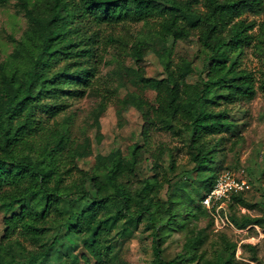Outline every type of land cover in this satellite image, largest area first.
<instances>
[{"label":"trees","instance_id":"1","mask_svg":"<svg viewBox=\"0 0 264 264\" xmlns=\"http://www.w3.org/2000/svg\"><path fill=\"white\" fill-rule=\"evenodd\" d=\"M10 1L0 0V5ZM16 2L30 27L18 49V53L23 52L22 60L11 68L0 65V206L18 209L4 218V237L19 230L27 237L41 236L48 231L53 217L54 224L65 228L69 242L75 243L78 236L97 226L93 242L84 244L86 255L82 258L85 264L90 260L103 264L104 257L111 254L110 236L115 228L126 235L146 222L155 237V261H160L162 234L182 213L172 198H160L164 184L158 179L159 157L154 161L155 176L139 181L137 186L133 178L142 155L139 145L133 146L128 157L119 150L98 155L95 170L79 171V179L67 185L65 176L73 169L71 160L87 153L75 149L72 152L77 155H66L71 167L61 169L59 160L69 144L66 129L52 132L40 147V155L34 157L39 144L33 137L44 129L40 113L54 118L66 109L68 98L84 96L86 90L93 88L101 60L96 29L104 25L127 29L134 24L155 22L156 35L163 43L169 38L177 41L196 36L206 55L207 69L199 82L191 84L187 78L194 73L192 62L186 58L174 62L164 51V76L151 77L144 67L145 57L152 49L147 41L135 42L126 51L127 35L105 36L104 42L119 43L120 50L134 61L132 72L136 80L156 92L155 106L136 95H129L126 102L141 111L145 137L153 128L179 130L188 141L195 170H211L216 145H210L207 139L234 128L229 111L222 104L252 100L256 95L254 75L240 66V56L255 39L254 29L264 28V23L248 20L244 15L261 12L264 0H202V11L183 0ZM233 29L236 34H232ZM101 108L104 110L105 104ZM242 171L245 173L244 169L236 173ZM220 175L211 171L206 177L208 185L202 201ZM87 182L93 191L86 188ZM165 182L169 184L166 179ZM245 193L232 197L230 223L239 230L251 225L264 229V216L238 211V207H256L248 203ZM187 212L194 214L192 208ZM221 236L223 249L216 250L212 259L205 248L209 237L199 231L187 238L181 253L162 264H233L236 244ZM55 243L56 240L29 249L19 241L9 242L15 254L7 264L41 263L49 257ZM248 247L253 252L252 260H257L256 247ZM55 261L81 262L78 255Z\"/></svg>","mask_w":264,"mask_h":264},{"label":"rangeland","instance_id":"2","mask_svg":"<svg viewBox=\"0 0 264 264\" xmlns=\"http://www.w3.org/2000/svg\"><path fill=\"white\" fill-rule=\"evenodd\" d=\"M183 1L191 2L198 10L204 9L202 0ZM244 17L248 20L256 19L258 24L264 23V9L259 13H246ZM29 27V21L16 0L0 5V65L11 68L22 60L23 52L18 53V49ZM157 28L155 22H142L127 29L105 25L96 29L100 35L96 45L101 60L94 86L86 90L84 96L68 98L66 109L60 115L50 118L40 113L44 129L33 137V141L39 144L33 156L40 155V147L45 145L52 132H64L68 129L69 144L63 149L59 160L61 169L71 167L67 164L66 155H77L73 153L75 149L80 153H87L85 157L72 158L73 169L65 176V184L68 185L79 179V171L95 170L98 155L106 156L119 150L128 157L133 146L139 145L142 155L136 166L134 186L139 185V181L143 179L155 176L154 161L156 156L159 157L158 179L164 184L160 198H172L178 212L182 213V216L176 217L175 224L167 226L162 234L160 261H155L153 253L155 237L152 228L143 222L126 235L119 232V227L112 231L111 254L104 257L103 264H162L181 253L187 238L199 231L209 237L205 245L208 258L212 259L216 250L223 249L220 245L223 240L221 235H225L231 243L236 244L233 264H264L263 228L251 225L239 230L230 222L224 226L223 220L230 218L231 202L226 208V215L221 211L217 214L202 204L208 185L206 177L211 171L222 175L226 171L236 174L238 170L244 169L243 174L250 185L244 197L256 207H238V211L252 216H264V28L257 26L254 29L255 39L244 48L240 56V66L254 75L256 95L252 100L222 104L221 107L229 111L234 128L207 139L210 145L216 147L212 169L205 171L195 170L188 141L179 130L173 132L153 128L149 136L143 135V115L128 104L126 99L129 95H136L155 106L156 92L136 80L132 72L135 68L134 61L125 51L120 50L119 43L104 42V37L110 34L115 37L127 35L129 46L126 51H129L133 43L147 41L152 47L144 63L148 76H164L162 54L167 51L174 62L181 58L191 61L194 73L187 80L191 84L199 82L208 62L197 37L177 41L169 38L163 43L156 35ZM236 33L237 30L233 29L232 34ZM102 103L105 104L104 110L101 108ZM86 188L93 191L90 182L86 183ZM191 208L194 214L187 212ZM13 211L18 212V209L10 210L0 206V263L13 261L15 252L10 248L9 242L19 241L29 249H36L42 243L50 244L56 240L49 251V257L36 264H56V258L64 259L72 255H78L80 264H85L82 258L86 255L84 244L93 242L97 226L92 232L78 236L75 243H70L65 228L54 224L52 217L48 231L41 236L27 237L19 230L5 238L4 218ZM248 245L256 247L257 260H252L253 252ZM90 261L89 264H95L94 260Z\"/></svg>","mask_w":264,"mask_h":264},{"label":"built area","instance_id":"3","mask_svg":"<svg viewBox=\"0 0 264 264\" xmlns=\"http://www.w3.org/2000/svg\"><path fill=\"white\" fill-rule=\"evenodd\" d=\"M250 185L248 180L243 174H235L231 171H226L215 182L212 190L204 198L202 204L207 209L216 211L217 214L225 212L228 204L232 201V197L249 190ZM228 217L223 220L224 226L229 223Z\"/></svg>","mask_w":264,"mask_h":264}]
</instances>
